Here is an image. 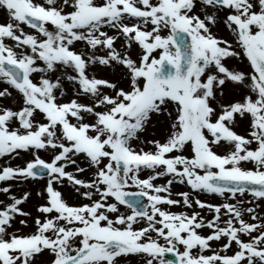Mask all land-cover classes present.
I'll return each mask as SVG.
<instances>
[{
    "label": "snow or ice",
    "instance_id": "1",
    "mask_svg": "<svg viewBox=\"0 0 264 264\" xmlns=\"http://www.w3.org/2000/svg\"><path fill=\"white\" fill-rule=\"evenodd\" d=\"M0 13V264H264V216L243 199L264 201V0H0ZM154 119L162 137L143 138ZM42 179L32 217V193L12 189ZM173 184L188 191L174 199ZM66 185L88 202L69 204ZM193 205L211 217L170 210Z\"/></svg>",
    "mask_w": 264,
    "mask_h": 264
},
{
    "label": "rangeland",
    "instance_id": "2",
    "mask_svg": "<svg viewBox=\"0 0 264 264\" xmlns=\"http://www.w3.org/2000/svg\"><path fill=\"white\" fill-rule=\"evenodd\" d=\"M2 15H3V13H0V16H2ZM221 26H222V30H221V31H222L224 34L221 33L220 31H218V29H219L218 26H217L216 28H213V29H212L213 33H215L216 35H218V36H220V37H223V38H225V39L231 40V39H232L231 35L228 33V31L224 28V26H223L222 24H221ZM24 27H26V26H24ZM25 29H26V30H25L26 32H29V30H28L27 28H25ZM219 30H220V29H219ZM31 31H32V30H31ZM109 34H113V33H112V32H109ZM115 43H116V47L119 49L120 46H121V44H122L123 42H122L121 40H117ZM82 47H83V46L80 45V44H77V45H76V48H77V49H81ZM234 47H235V45H234ZM135 54H136V46L133 45V52H132L133 58H135ZM236 62H237L236 64H237L239 67L244 68L245 70H247V65H246V62H245V61L240 62V61H237V60H236ZM90 71H91V70H90ZM95 71H96V74H97L98 76H101V77L106 76V75L108 74L106 70L101 69V68H99V67H97V68L95 69ZM13 95L15 96V93H13ZM70 95H71V93L69 92V96H70ZM69 96H66L64 99H68ZM6 101H8V100L3 101V103H4V104H7V105H9V106H12L10 101H8L10 104H8ZM153 124L155 125V127H154V128H153V127H149L148 131L146 132V133H147V137H144V136H143V138H147V139L156 138V139H159V138L162 137V134H163V127H162V125H161V126H160V125H157L155 119L153 120ZM247 126H248V122L245 123L243 120H240L239 118H237V126L235 127L234 130H236V131L242 133L243 135H246V133H247ZM134 143H135V142H134ZM145 146L148 148L147 145H145ZM38 155H40L41 158L45 159L46 161L49 160V154L46 153V152L40 151V152L38 153ZM31 158H32V157H31V155H30L29 153L21 152L20 156H19L18 158H14V159H12V160L10 161V163H11L12 166H23V164H24L27 160H29V159H31ZM4 159H5V158H0V161H2V160H4ZM241 166L244 167V168H253V165H252L251 163H242ZM68 170L71 171L72 169L69 168ZM142 175H147V173H143ZM159 182H160V179H157L156 181H154V183H156V184H158ZM44 184H45V180H43V179H42V180H36V181H32V180H30V181H28L27 183H23V182H21V183L17 184L16 186H14L13 189H12L13 193H14V194H17V195L21 194L23 191H30V192L32 193L31 198L28 200V202L25 203V204L22 206L23 209H24L25 211L30 212V213L32 214V217H35L36 215H38V213L35 211V206H36L38 203H41V202H42V201H41V200L35 195V193H36V191L40 190V189L44 186ZM175 187H177V186H175ZM64 188L66 189L65 191L62 190V189H64ZM62 189H61V191L65 194V198L68 200V203H69V204H80V203H87V202H88V201H86V200H81V199L78 198L76 195L72 194V190H71V188L68 187L67 185H66L65 187H63ZM126 189H128V190H135L136 187H135V186H129V187H127ZM173 196H174V195H173ZM173 198H174V199H177L176 196H174ZM199 198H200L202 201H205V202H208V203L219 204V202H217V201H211V200L208 199V198H205V199H204V198L201 197L200 195H199ZM4 199H5V197H4L2 194H0V200H4ZM165 208L167 209V206H165ZM260 209H261V211H262V213H263V215H264V205H262V206L260 207ZM120 210H121V212L125 211V209H123L122 207H121ZM170 210H171L172 212L187 211L189 214H190L192 211H197V212L200 213L201 216H204L205 219H209V218L211 217V216L209 215V212L207 211V209L200 210V209H197V208L195 207V205H193V208H192V209H184V208H182V207H180V206H173V207H171ZM245 218H246V217H245ZM20 219H22V217H19V216H18V217L16 218V222H14V224H13V227H14V228H21V226H20L19 223H18V221H19ZM28 224H29V226L26 227V228H21V231H23V232H31V231L33 230V225H32V219H31V218L28 219ZM140 226H142V225H140ZM207 232H208V230H207L206 228H204V229H203V233L207 234ZM213 247H217V245L214 244ZM181 250H182V249H181ZM47 258H48V253L45 252V253L43 254V256L38 257V260H46ZM134 259H137V257H136V256H129L128 258H123V257H121V258H118V260H117V264H121L123 261H126L125 264H129V262H131V261L134 260Z\"/></svg>",
    "mask_w": 264,
    "mask_h": 264
},
{
    "label": "bare ground",
    "instance_id": "3",
    "mask_svg": "<svg viewBox=\"0 0 264 264\" xmlns=\"http://www.w3.org/2000/svg\"><path fill=\"white\" fill-rule=\"evenodd\" d=\"M228 62H230L231 64H236L237 62H236V60H231V61H228ZM237 65V64H236ZM107 71V70H106ZM66 87H68L67 85H66ZM8 104H10L8 101H6ZM62 190H66L65 188L64 189H62ZM250 202H252V203H255L254 202V200H251Z\"/></svg>",
    "mask_w": 264,
    "mask_h": 264
}]
</instances>
